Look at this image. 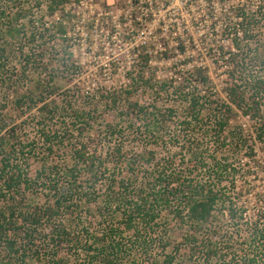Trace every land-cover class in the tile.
<instances>
[{"label": "trees", "instance_id": "obj_1", "mask_svg": "<svg viewBox=\"0 0 264 264\" xmlns=\"http://www.w3.org/2000/svg\"><path fill=\"white\" fill-rule=\"evenodd\" d=\"M18 1L0 0L4 5L0 7V34L2 38L22 34L27 44L38 41L42 46L38 58L28 57L25 62L34 66L39 61L33 72L42 74L52 63L44 57L47 47L43 49L42 43L55 26L32 20L29 26L23 24L25 10L16 6ZM68 1L48 0V14L53 15ZM261 3L264 0H250L230 10L207 12L212 32L221 29L230 37L231 47L221 44L217 53L228 71L226 100L211 92L212 81L203 64L182 66L169 79L158 80L150 66L155 46L150 38L139 42L136 55L131 56L126 88L96 91L84 97L83 103L76 100L82 97L79 92L63 105L52 98L37 100L45 149L38 151L34 178L19 163L17 154L23 155L25 146L16 147L14 128L5 130L0 125V199L5 203L0 211V264H32L35 260L41 264H129L135 250L144 264H216L224 257L236 261L235 255H239L236 264H264V218L245 219L250 237L242 244L234 243L233 234L224 235L220 218L226 211L236 226L245 218V211L234 207L223 187L224 181H233L234 186L237 180L232 160L223 156L225 149L229 155L241 151L250 158L255 155L238 129L230 130L238 111L252 121L254 142L264 144V76L245 75L248 65L264 62ZM187 45L179 44V53L185 54ZM252 45L253 50L249 49ZM8 50L7 44L0 42L1 86L5 79L1 67ZM136 91L149 94L152 101L129 100ZM162 95L171 97L170 104L158 103ZM122 99L125 103L117 105ZM101 102L109 110L120 109L116 124L106 122L98 131L109 135L123 131L122 126L117 128L123 116H127L128 127L141 124L132 133L137 142L125 138L105 157L88 151L84 134L96 120L94 112ZM174 119L179 128L166 134L165 128L173 127ZM205 137L211 138L208 145L203 142ZM139 140L143 145L138 150ZM169 147L174 152L163 155L159 151ZM61 151L70 152V164L56 161L55 155ZM108 160L112 161L110 167L105 166ZM111 168L117 171H112L103 190L97 184ZM38 186L45 191V201L35 205L23 202L21 192H35ZM87 213L92 216L85 227L82 215ZM94 221L98 228L92 226ZM44 227L46 236H39L38 230ZM176 236L182 242L175 247ZM153 243L162 251L159 258L147 256ZM244 247L249 253H243ZM228 251L232 254L226 256Z\"/></svg>", "mask_w": 264, "mask_h": 264}, {"label": "rangeland", "instance_id": "obj_2", "mask_svg": "<svg viewBox=\"0 0 264 264\" xmlns=\"http://www.w3.org/2000/svg\"><path fill=\"white\" fill-rule=\"evenodd\" d=\"M242 2H250V0H70L53 15H49L46 7L48 0H19L16 6L25 10V17L21 18L23 24L29 26L32 20L33 23L45 22L55 26L49 29L42 43L43 49L47 47L44 57L52 62L42 74L33 72L34 66L40 65L39 61H36L34 66L25 62L28 57L30 60L37 57L42 50L38 41L27 44L22 34H16L13 38H9L6 34L2 38V33L0 34V42L7 44L9 49V55L1 67V76L5 79L2 82L3 86L0 81V106H4L3 109L0 107V125L5 126V130L14 128V143L18 149L21 148L20 146H25L24 154H17V158L27 169L29 177L31 179L35 177L39 163L38 151L45 149L38 117L40 104H35L37 100L43 97L49 101L52 98L59 105H63L71 100V96L79 92L82 97L76 96V100L83 103L84 97L96 91L126 88L128 81L125 72L128 71L129 66H132L131 56L136 55L137 46L142 40L152 38L155 41V46H152L154 51L150 66L158 80L169 79L182 66L189 68L192 64H203L208 69L212 81L211 92L221 100H226L228 71L226 65L220 61L221 55L217 53L221 44L226 48L231 47V42L228 41L230 37L225 36L221 29L217 33L212 32L207 12L219 13L225 9L230 10ZM14 8L12 9L15 10ZM135 26H141L142 29L137 30ZM181 43L188 44L185 54L179 53ZM249 49L253 50L254 45ZM191 56L193 61L186 63ZM245 75L264 76V62L255 63L254 66L248 65ZM123 99L117 105L125 103ZM128 99L142 104L152 101L149 94L140 91L134 92ZM171 101V97L165 95L158 99V103L164 105L170 104ZM119 109L120 107L117 106L116 109L109 110L104 102L98 105L94 112L96 120L92 121L90 129L84 132L85 136H88L89 152L94 150L96 154L105 157L121 140L132 139V133L141 124L138 122L128 127L127 116L122 117V122L117 127L119 130L122 126L123 131L110 135L101 132L106 122L116 124ZM68 116L67 114L66 117ZM172 122L174 126L166 127V134L170 133L172 128H179L177 119ZM251 124L252 121L238 111L230 123V130L238 129L242 139L246 140L248 148H253L254 157L250 158L249 153L245 151L237 153L236 156L229 155L228 148L223 153V156L232 160L237 178L234 186L231 184L233 181H224L223 187L229 201H233L234 207L245 211L243 216L245 218L240 222V226L229 220L226 211L220 218L224 226V235L233 234L234 243L240 242V244L250 237L248 227L244 223L245 219L264 218V144L254 142ZM97 128L101 130L98 131ZM67 138L75 141L74 137ZM210 141L211 138L207 137L203 142L208 145ZM132 142L137 141L132 139ZM66 144L68 145L67 142ZM142 145L139 140L138 150ZM127 148L128 144L123 147L124 150ZM174 150L171 147L168 150L159 149L163 155ZM250 151L247 149V152ZM69 155L70 152L61 151L55 155L56 161H68L70 164ZM111 162V160L105 161V166L110 167ZM113 170L115 169L111 168L97 186L104 190L105 182L113 174ZM44 192V189L38 186L35 192L28 190L21 192V198L29 205L42 204L45 201ZM229 205L230 203L226 207ZM4 206V201L0 199V211ZM85 216L82 215V221L86 227L92 215L87 213ZM170 216V214L166 215L168 219ZM92 226L98 228L95 221ZM38 232L39 236H46L47 229L44 227ZM175 239L177 241L173 245L176 247L182 241L179 236ZM156 245V243L150 245L151 250L147 256L159 258L162 251ZM244 249L243 253H249L248 249L245 247ZM224 253L225 251H222V254ZM231 254V251H228L226 256ZM235 256H237L236 261L239 260V255ZM140 257L135 250L129 264H144ZM224 258L223 262L216 264H236V261H226L229 257ZM32 264L41 263L35 260Z\"/></svg>", "mask_w": 264, "mask_h": 264}, {"label": "built area", "instance_id": "obj_3", "mask_svg": "<svg viewBox=\"0 0 264 264\" xmlns=\"http://www.w3.org/2000/svg\"><path fill=\"white\" fill-rule=\"evenodd\" d=\"M146 13H148V12H146Z\"/></svg>", "mask_w": 264, "mask_h": 264}]
</instances>
